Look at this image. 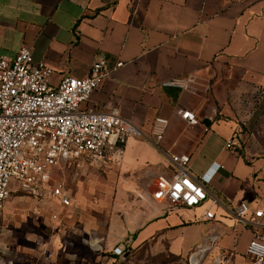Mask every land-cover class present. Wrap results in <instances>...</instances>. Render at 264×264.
Wrapping results in <instances>:
<instances>
[{"label": "crops", "instance_id": "crops-1", "mask_svg": "<svg viewBox=\"0 0 264 264\" xmlns=\"http://www.w3.org/2000/svg\"><path fill=\"white\" fill-rule=\"evenodd\" d=\"M22 46L52 69V86L86 78L98 59L122 62L87 106L116 107L148 135L155 117L169 123L162 151L128 138L72 187L64 180L69 206L11 194L0 212V264H113L115 247L179 260L200 249V264H250L252 228L232 212L264 203V0H0V57ZM189 74L190 90L162 86ZM166 152L188 154L190 174L210 179L220 202L213 219L203 218L209 202L176 208L151 199L142 181L171 172Z\"/></svg>", "mask_w": 264, "mask_h": 264}, {"label": "built area", "instance_id": "built-area-1", "mask_svg": "<svg viewBox=\"0 0 264 264\" xmlns=\"http://www.w3.org/2000/svg\"><path fill=\"white\" fill-rule=\"evenodd\" d=\"M121 65L116 62L108 67L101 58L90 66L86 78L65 76L52 86V69L34 62L28 46H22L14 57H0V212L11 194L23 191L46 194L69 206L70 198L64 184L56 179V171L79 161L102 167L118 144L128 138L148 140L162 151L160 143L169 123L166 118L155 117L148 135L116 107L101 111L87 106L91 94ZM194 83L195 77L189 74L167 80L162 86L190 90ZM182 116L189 125L199 124L193 111H183ZM166 156L171 172L157 177L151 199L176 208H196L209 202L203 218L213 219L211 208L220 202L206 187L210 179L202 183L190 174L188 154L166 152ZM76 178L74 174L72 180ZM232 215L238 223L252 228L245 250L250 264H264V203L253 211L239 203ZM112 251L119 257L124 254L119 247ZM201 251L191 253L188 264H200L201 257L198 263L195 260ZM215 263L221 261L216 259Z\"/></svg>", "mask_w": 264, "mask_h": 264}, {"label": "rangeland", "instance_id": "rangeland-1", "mask_svg": "<svg viewBox=\"0 0 264 264\" xmlns=\"http://www.w3.org/2000/svg\"><path fill=\"white\" fill-rule=\"evenodd\" d=\"M82 107L84 106L82 105ZM86 166L90 165H87L85 162L81 161L73 164H67L62 170H57L55 176H63L62 183L64 180H66V183L72 187L70 180H72L74 174H77L78 176H84L83 173L86 171L85 168H88ZM100 173L103 172L100 171ZM102 175H104V173ZM148 177L149 176L145 177L142 183L144 184L145 189L151 193L154 187L155 176L151 178ZM37 198L39 199L40 197ZM206 262L208 264L209 262L211 263V257H207ZM123 264H188V262L187 260H179L178 258L168 256L166 253H157L155 252V248L144 247L141 250H133L129 259L124 261Z\"/></svg>", "mask_w": 264, "mask_h": 264}, {"label": "trees", "instance_id": "trees-1", "mask_svg": "<svg viewBox=\"0 0 264 264\" xmlns=\"http://www.w3.org/2000/svg\"><path fill=\"white\" fill-rule=\"evenodd\" d=\"M130 256L126 257V259L121 260V257L113 255V258H115V262L113 264H123L124 261L128 260Z\"/></svg>", "mask_w": 264, "mask_h": 264}, {"label": "bare ground", "instance_id": "bare-ground-1", "mask_svg": "<svg viewBox=\"0 0 264 264\" xmlns=\"http://www.w3.org/2000/svg\"><path fill=\"white\" fill-rule=\"evenodd\" d=\"M202 256H203V254H202V253H200L199 257H197L195 261L198 263V261H200V260H199V259H200V257H201V259H202ZM193 264H195V263H193Z\"/></svg>", "mask_w": 264, "mask_h": 264}, {"label": "water", "instance_id": "water-1", "mask_svg": "<svg viewBox=\"0 0 264 264\" xmlns=\"http://www.w3.org/2000/svg\"><path fill=\"white\" fill-rule=\"evenodd\" d=\"M127 256H128V253L124 254V255L121 257V260L126 259Z\"/></svg>", "mask_w": 264, "mask_h": 264}]
</instances>
